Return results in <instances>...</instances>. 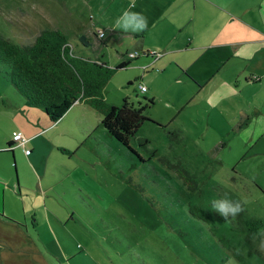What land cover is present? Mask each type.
Here are the masks:
<instances>
[{
  "label": "rangeland",
  "instance_id": "rangeland-1",
  "mask_svg": "<svg viewBox=\"0 0 264 264\" xmlns=\"http://www.w3.org/2000/svg\"><path fill=\"white\" fill-rule=\"evenodd\" d=\"M106 3L0 0V36L29 43L39 30L58 29L75 54L114 68L138 52L110 30L118 14ZM143 57L115 70L103 95L116 106L123 98L135 105L144 97L153 99L146 114L154 123L144 122L138 132L148 140L145 148L134 140V152L120 145L90 108L87 124L94 129L74 153L44 152L40 173L21 170L20 154H13L16 180L19 175L30 187L51 185L43 203H35V193L26 198V211L33 203L39 208L36 239L45 264H264L258 242L252 240L255 248L250 247L234 225L238 218L264 221V157L254 155L264 143L234 136L228 119L220 118L211 102L204 108L196 93L190 95L173 63H164L165 71L158 73L152 57ZM6 71L0 64V147L13 124L12 105L24 101ZM138 85L148 91L140 93ZM9 159L10 154H0V177L12 175ZM69 172L78 173L83 184ZM225 193L242 204L238 216L224 219L211 208V201ZM14 258H2L3 264H13ZM28 260L43 264L33 252Z\"/></svg>",
  "mask_w": 264,
  "mask_h": 264
},
{
  "label": "crops",
  "instance_id": "crops-1",
  "mask_svg": "<svg viewBox=\"0 0 264 264\" xmlns=\"http://www.w3.org/2000/svg\"><path fill=\"white\" fill-rule=\"evenodd\" d=\"M132 3L135 4L132 11L147 17L148 28L142 33L130 34L112 24L109 27L112 33L117 31L130 40L134 52L159 54L151 59L158 73L165 71L164 63H173L175 75L183 79L190 95L196 93L195 100L204 108L211 102L220 118L228 119L234 136L246 142L264 143V0H107L105 6L110 5L119 16ZM123 61L127 60L122 58L120 62ZM22 102L11 107L15 112L11 116L13 124L4 144L11 141L12 132L20 131L30 152L25 155L19 146L13 148L12 154L0 152L10 154L8 162L11 160L13 167V176L0 177V263L20 255L14 258L13 264H28V256L33 252L45 264L36 239L39 233L34 217L39 208L33 203L30 212L26 211V198L35 193V203H43L51 185L38 182L30 187L19 175L16 180L13 154H20L21 170L32 173L33 169L40 173L41 154L74 153L80 148L82 137L92 134L94 128L87 124L90 107L83 102H75L53 123ZM216 135L222 133L216 131ZM254 155L264 157V148ZM69 174L83 184L78 173ZM29 230L34 233L31 235Z\"/></svg>",
  "mask_w": 264,
  "mask_h": 264
},
{
  "label": "trees",
  "instance_id": "trees-1",
  "mask_svg": "<svg viewBox=\"0 0 264 264\" xmlns=\"http://www.w3.org/2000/svg\"><path fill=\"white\" fill-rule=\"evenodd\" d=\"M78 37L83 47H90L83 35ZM156 55L135 53L134 57L111 68L96 57L91 59L75 54L67 36L58 29H42L29 43L15 44L0 36V64L6 67L9 83L25 103L53 123L75 102H83L100 114V125L104 131L131 152H134L131 140L142 148L148 143L138 132L144 122H153L146 114L153 99L144 97L143 102L135 105L128 98H123L120 105H109L103 91L113 72L126 68L131 59L150 56L154 60ZM14 146L18 145L11 139L0 152L12 154ZM22 149L30 152L26 147ZM29 152L24 153L28 155ZM234 225L245 233L246 242L254 249L252 233L263 228L264 221L238 218Z\"/></svg>",
  "mask_w": 264,
  "mask_h": 264
},
{
  "label": "clouds",
  "instance_id": "clouds-1",
  "mask_svg": "<svg viewBox=\"0 0 264 264\" xmlns=\"http://www.w3.org/2000/svg\"><path fill=\"white\" fill-rule=\"evenodd\" d=\"M135 7L132 3L128 8L122 10L121 14L115 19L114 24L116 29L123 33L138 34L144 32L148 28V19L143 13L132 11ZM211 208L220 217L228 219L236 217L242 211L243 207L239 201L229 198L227 193L219 198H214L211 201ZM254 242H258V247L264 250V228H257L251 236Z\"/></svg>",
  "mask_w": 264,
  "mask_h": 264
},
{
  "label": "built area",
  "instance_id": "built-area-1",
  "mask_svg": "<svg viewBox=\"0 0 264 264\" xmlns=\"http://www.w3.org/2000/svg\"><path fill=\"white\" fill-rule=\"evenodd\" d=\"M134 56H135V54H129L128 58H132ZM158 56H159V54L156 55V58ZM138 90H139V92L144 93L146 88L143 85H139L138 86ZM11 139L16 145L21 146L22 148L25 147V144H26L27 140H26V138L23 136V134L20 131L12 132ZM24 152L27 154L29 151L27 149H25Z\"/></svg>",
  "mask_w": 264,
  "mask_h": 264
},
{
  "label": "bare ground",
  "instance_id": "bare-ground-1",
  "mask_svg": "<svg viewBox=\"0 0 264 264\" xmlns=\"http://www.w3.org/2000/svg\"><path fill=\"white\" fill-rule=\"evenodd\" d=\"M103 36V35H102Z\"/></svg>",
  "mask_w": 264,
  "mask_h": 264
}]
</instances>
